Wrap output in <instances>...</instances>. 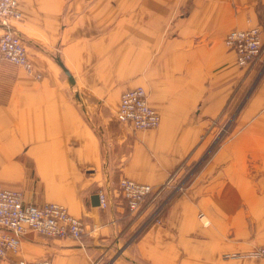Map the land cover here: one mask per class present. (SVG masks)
I'll use <instances>...</instances> for the list:
<instances>
[{"label":"crops","instance_id":"1","mask_svg":"<svg viewBox=\"0 0 264 264\" xmlns=\"http://www.w3.org/2000/svg\"><path fill=\"white\" fill-rule=\"evenodd\" d=\"M19 6L15 26L42 77L0 62V180L25 201L64 205L85 233L28 232L0 264H260L246 254L264 244V50L240 67L223 40L253 26L264 40V0ZM135 86L158 111L156 128L116 119L121 93ZM199 161L165 219L131 238L150 203L128 218L117 180L158 186ZM102 187L107 208L91 203Z\"/></svg>","mask_w":264,"mask_h":264},{"label":"built area","instance_id":"2","mask_svg":"<svg viewBox=\"0 0 264 264\" xmlns=\"http://www.w3.org/2000/svg\"><path fill=\"white\" fill-rule=\"evenodd\" d=\"M20 18L19 0H0V62L10 61L39 77L40 75L34 72L24 40L13 25ZM225 38L226 45L235 51L236 62L240 67L248 68L253 65L264 50L259 26L232 29ZM116 118L134 130L156 128L160 122L158 111L148 103L146 92L141 86L122 92ZM172 180L171 177L161 186H153L121 176L115 189L128 209L135 213L145 203L155 202ZM98 200L100 207H108L106 188L98 190ZM28 232L80 240L85 233V223L82 218L69 213L60 203L45 202L37 205L25 202L19 190L6 188L0 183V258L9 257V253L17 255L21 240ZM248 255L264 264V245L257 246L248 252ZM14 264H50V260L17 257Z\"/></svg>","mask_w":264,"mask_h":264},{"label":"rangeland","instance_id":"3","mask_svg":"<svg viewBox=\"0 0 264 264\" xmlns=\"http://www.w3.org/2000/svg\"><path fill=\"white\" fill-rule=\"evenodd\" d=\"M21 9V8H20ZM22 12V11H21ZM21 18H22V13H21ZM21 18L18 20V21H21ZM16 21V22H18ZM15 23H13L14 27L16 28L15 26ZM17 30V29H16ZM232 30V29H231ZM230 31V30H229ZM226 35L224 36V44L226 45ZM25 43V42H24ZM229 47V46H228ZM230 48V47H229ZM232 49V48H231ZM27 50V49H26ZM27 54L29 56V59L31 60L32 62V65H33V69H34V72H37L40 76L39 77H35L33 74L27 72L22 66H19V65H16L10 61H6L4 60L5 62H7L8 64L10 65H13V66H18L21 68V70L28 74V75H31L33 76L34 78L36 79H39L42 77V72H40L34 65L33 63V58H32V54L28 52L27 50ZM2 62V61H1ZM136 87V86H135ZM133 88V87H132ZM130 89V88H128ZM127 90V89H126ZM125 91V90H124ZM123 91V92H124ZM122 94V93H121ZM121 96V95H120ZM147 96V95H146ZM148 101V100H147ZM149 103V102H148ZM116 116V115H115ZM117 119V118H116ZM159 125V124H158ZM132 129V128H131ZM153 129V128H152ZM134 130V129H132ZM224 132V130H221L217 135L216 137L220 138L222 133ZM217 138V139H218ZM210 152V151H209ZM204 159V157H203ZM200 161L199 163H195V164H191L190 166H188L185 170H183V172L179 175L178 178H173V180L171 181V183L169 185H167L163 190L162 192L160 193V195L158 196V198L156 199L155 202L153 203H150V205H148V212L146 214H144V219H142L131 231V233L129 235H131L130 237L133 238V236H135L136 234H139L141 233V231L143 229H145L149 224L153 223V222H162L163 219H165V213H166V209H167V205H168V202H170V200L176 196H179V193H182L184 191V189L187 187V185L193 180V178L196 176V174L198 173L199 171V168H200ZM118 181V180H117ZM0 183L1 185L2 182L0 180ZM162 185V184H161ZM161 185H158V186H161ZM4 186V185H3ZM6 188H10V189H14V190H19L21 193H22V197H23V192L21 189H18V188H11V187H7V186H4ZM116 187V186H115ZM120 193V192H119ZM118 196V198L120 200L123 201V199L121 198V195H116ZM24 200V199H23ZM25 201V200H24ZM25 202H28V201H25ZM45 202H49V201H44L40 204H37V205H41ZM33 203V202H32ZM124 203V206H125V211H126V215L128 216V218H132V217H136V215L142 211L141 209H139L138 211H136L135 213L131 212L127 205L125 204V202L123 201ZM148 204V203H147ZM202 215V214H201ZM199 217H201L199 215ZM81 218V217H80ZM83 220V218H82ZM74 239V238H73ZM261 245H264V244H261ZM247 256L248 253L246 254ZM1 261V259H0ZM260 261V260H259ZM99 264V263H98Z\"/></svg>","mask_w":264,"mask_h":264},{"label":"water","instance_id":"4","mask_svg":"<svg viewBox=\"0 0 264 264\" xmlns=\"http://www.w3.org/2000/svg\"><path fill=\"white\" fill-rule=\"evenodd\" d=\"M58 63L61 66V68L64 71V73L67 75L68 80L69 81H72L73 79H72L71 75L69 74L68 70L63 66V64L61 63V61H59ZM90 198H91V203L93 205H99L98 193L97 192L93 193Z\"/></svg>","mask_w":264,"mask_h":264},{"label":"bare ground","instance_id":"5","mask_svg":"<svg viewBox=\"0 0 264 264\" xmlns=\"http://www.w3.org/2000/svg\"><path fill=\"white\" fill-rule=\"evenodd\" d=\"M235 55H236V53H235Z\"/></svg>","mask_w":264,"mask_h":264}]
</instances>
